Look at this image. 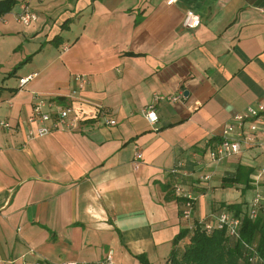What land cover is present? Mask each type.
I'll return each mask as SVG.
<instances>
[{"label": "crops", "instance_id": "crops-1", "mask_svg": "<svg viewBox=\"0 0 264 264\" xmlns=\"http://www.w3.org/2000/svg\"><path fill=\"white\" fill-rule=\"evenodd\" d=\"M22 3L37 13L27 24ZM186 9L200 14L196 27L182 24ZM179 92L156 103V122L142 116L154 94ZM35 96L86 118L27 141ZM263 97L264 0H16L0 16V120L10 124L0 126V264L108 252L117 264H142L140 253L163 264L173 237L223 203L248 207L259 195L263 213L264 122L226 159L206 150ZM174 185L196 199L188 221Z\"/></svg>", "mask_w": 264, "mask_h": 264}, {"label": "built area", "instance_id": "built-area-1", "mask_svg": "<svg viewBox=\"0 0 264 264\" xmlns=\"http://www.w3.org/2000/svg\"><path fill=\"white\" fill-rule=\"evenodd\" d=\"M172 0H167L171 2ZM37 18V13L31 10L28 3H22V9L17 13V20L21 23H29ZM200 22V14L193 9H186L184 11L182 24L185 27H196ZM35 74H29L19 78V85L23 86ZM75 81L78 87H83L87 82V77L83 75H75ZM183 97L182 92L176 95L161 96L154 94L151 102L141 109L142 116L149 122L154 123L157 121L155 113V105L159 100L175 101ZM86 118L83 114L79 113L72 105H60L50 99L34 97L32 109L27 116L28 129L25 134L26 140L30 141L36 138L43 137L54 131H75L83 119ZM105 121L109 124H115V120L104 117ZM264 122V97L258 99L255 103L249 104L242 112L234 115L231 122L224 126L222 135L219 139L210 141L207 144V154L212 162H218L226 159L240 151L241 144L249 137L244 135V130L250 133H256L261 123ZM0 126L9 128L10 124L6 120H0ZM142 156L139 150L135 152V158L140 159ZM183 162L178 161L176 165L170 170V173L176 174L178 168L181 167ZM209 175H203L202 179L207 180ZM174 191L177 195L183 197V202L180 208V216L182 219L188 221L191 219L192 211L195 206V197L190 192H185L179 185H174ZM259 195H256L250 205L248 206V215L250 218H256L260 208ZM206 231L213 229H222L229 237H239V227L241 219L234 216L229 211L221 210L216 214L209 215L198 222ZM192 222L188 225L189 229L195 227ZM245 244V243H244ZM246 245V244H245ZM247 246V245H246ZM256 259V257H253ZM35 264H117L113 253L108 252L103 258L95 261H78L68 263H54L37 261ZM163 264H169L165 261ZM257 264H264L258 262Z\"/></svg>", "mask_w": 264, "mask_h": 264}, {"label": "trees", "instance_id": "trees-1", "mask_svg": "<svg viewBox=\"0 0 264 264\" xmlns=\"http://www.w3.org/2000/svg\"><path fill=\"white\" fill-rule=\"evenodd\" d=\"M15 2L16 0H0V16L9 11ZM25 60L16 65L13 70H17ZM236 180H238V175H232L223 177L222 182L228 185L235 183ZM176 199L178 202L184 200L183 197H176ZM222 205L227 211L241 219L239 237H229L222 229L206 231L198 223L200 220L198 219L194 221L193 229L183 228L173 237L172 248L166 259L169 264H257L264 262V212H258L256 218H250L248 207L242 203H223ZM182 240L183 243L179 245ZM135 257L142 264H149L145 254H136Z\"/></svg>", "mask_w": 264, "mask_h": 264}]
</instances>
